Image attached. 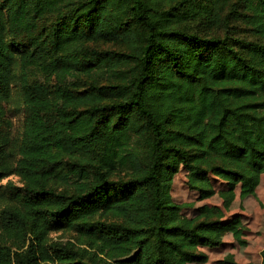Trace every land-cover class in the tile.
Returning a JSON list of instances; mask_svg holds the SVG:
<instances>
[{
    "label": "trees",
    "instance_id": "obj_1",
    "mask_svg": "<svg viewBox=\"0 0 264 264\" xmlns=\"http://www.w3.org/2000/svg\"><path fill=\"white\" fill-rule=\"evenodd\" d=\"M232 21L251 38L192 29ZM181 167L202 197L223 179L224 208L264 175V0H0V181L24 180L0 184V264L205 261L188 252L239 237L241 221L218 206L185 216L171 194ZM60 230L76 242L50 237Z\"/></svg>",
    "mask_w": 264,
    "mask_h": 264
},
{
    "label": "rangeland",
    "instance_id": "obj_2",
    "mask_svg": "<svg viewBox=\"0 0 264 264\" xmlns=\"http://www.w3.org/2000/svg\"><path fill=\"white\" fill-rule=\"evenodd\" d=\"M232 2L235 0H231ZM228 7L222 12L223 16L227 12ZM50 19H46L45 22ZM246 25L243 22H228V26L224 22L212 28H208L205 22L197 25L192 24L193 31L206 35L225 36L227 31L236 29L237 36L250 37V33L245 30ZM251 38V37H250ZM101 49L123 50L126 46L122 43L115 42H98L91 44ZM88 81V77H83ZM20 79L13 85L12 102L7 105V116L10 123V133L13 142L21 140L24 132L25 106L20 94ZM50 85L53 86L55 78L52 77ZM115 176H122L116 174ZM210 188L214 189V193L207 197L201 196V187L199 184L189 183L188 171L181 167L175 175L171 194L173 199L183 206L182 213L188 217H204L205 214L213 207L218 206L223 210L224 219H229L234 215H238L242 225V232L239 237L234 236L231 232L222 233V243L214 247H197L188 253L205 254V261H192L189 264H260L262 260V250L264 249V175L261 176L260 183L256 187L254 193L250 195H241L240 186L234 190V198L228 208L223 207V197L221 190L227 187L226 182L210 175ZM0 184L7 189L12 186L20 187L24 185V180L18 173H13L3 178ZM201 186V187H200ZM53 240L66 242L68 240L76 242L77 233L73 230H60L50 234ZM151 245L157 249V239L151 240Z\"/></svg>",
    "mask_w": 264,
    "mask_h": 264
}]
</instances>
